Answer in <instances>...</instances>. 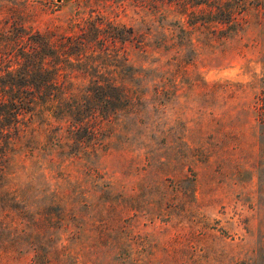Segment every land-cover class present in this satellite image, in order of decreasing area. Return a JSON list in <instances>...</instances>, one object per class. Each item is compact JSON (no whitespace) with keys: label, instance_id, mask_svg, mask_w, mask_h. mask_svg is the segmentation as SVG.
I'll return each mask as SVG.
<instances>
[{"label":"rangeland","instance_id":"obj_1","mask_svg":"<svg viewBox=\"0 0 264 264\" xmlns=\"http://www.w3.org/2000/svg\"><path fill=\"white\" fill-rule=\"evenodd\" d=\"M110 1L27 0L26 12L40 31L89 12L149 26L129 0ZM158 32L171 29L152 24L149 37ZM211 36L193 30L190 46L168 53L127 48L142 108L113 124L94 157L63 165L77 184L75 238L63 233L77 264H264V10ZM236 65L246 81L222 75ZM20 164L11 181L26 202L27 185L64 182L52 167Z\"/></svg>","mask_w":264,"mask_h":264},{"label":"trees","instance_id":"obj_2","mask_svg":"<svg viewBox=\"0 0 264 264\" xmlns=\"http://www.w3.org/2000/svg\"><path fill=\"white\" fill-rule=\"evenodd\" d=\"M262 1L129 0L140 20L149 22L143 32L91 12L40 31L29 24L27 0L0 2V264H77L63 239V233L75 238L67 204L77 184L63 165L79 154L94 157L113 124L142 108L132 84L143 74L129 62L127 48L184 49L193 30L224 38L242 27L249 10H264ZM152 24L171 32L151 38ZM257 107L264 114V94ZM25 160L54 168V177L64 182L27 185L26 202L11 181ZM91 170L85 165L83 174Z\"/></svg>","mask_w":264,"mask_h":264},{"label":"clouds","instance_id":"obj_3","mask_svg":"<svg viewBox=\"0 0 264 264\" xmlns=\"http://www.w3.org/2000/svg\"><path fill=\"white\" fill-rule=\"evenodd\" d=\"M240 70H241L240 66L236 65L233 68H231L230 70L222 73V75H224V76H226V77H228L230 79L239 80V81H246L248 79L247 76L238 75ZM256 71L259 74V72H260L259 66H257Z\"/></svg>","mask_w":264,"mask_h":264}]
</instances>
